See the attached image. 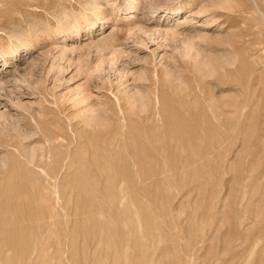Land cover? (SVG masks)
Returning <instances> with one entry per match:
<instances>
[{"label":"rangeland","instance_id":"rangeland-1","mask_svg":"<svg viewBox=\"0 0 264 264\" xmlns=\"http://www.w3.org/2000/svg\"><path fill=\"white\" fill-rule=\"evenodd\" d=\"M139 1L160 5L0 0V52L19 45L0 54V113L34 133L0 123V264H264V0ZM189 42L211 75L182 58ZM136 88L146 110L127 107Z\"/></svg>","mask_w":264,"mask_h":264},{"label":"bare ground","instance_id":"bare-ground-1","mask_svg":"<svg viewBox=\"0 0 264 264\" xmlns=\"http://www.w3.org/2000/svg\"><path fill=\"white\" fill-rule=\"evenodd\" d=\"M93 1V0H91ZM172 2V1H171ZM13 3L15 2H9L8 3V6L9 7H12ZM85 3V2H84ZM156 3V2H155ZM151 2V1H148V2H145L144 4L141 3L139 0H125V4L123 6V11L125 10H128L129 14H133L134 12L136 11H139L141 9H147L149 14L151 13H154L156 12L157 10V7L160 5L158 2V6ZM225 3V2H224ZM90 4V3H89ZM177 4V3H176ZM187 5V3H185ZM178 5V4H177ZM181 5V4H180ZM183 5V4H182ZM220 7H222L221 5H218ZM99 7V6H98ZM186 7V6H185ZM91 8V7H90ZM165 9H169V11L171 10L172 13H175L173 12L174 10H180L181 7L180 6H174L171 7V8H168V7H165ZM100 10V9H99ZM95 11L94 13V19H92L90 16H84L83 17V21L85 22V25L83 27H87V28H91L93 26H95L97 24V21L99 20V18L102 16L101 15V12L100 11ZM202 10V9H201ZM206 10V8H204V11ZM147 12V13H148ZM199 12V11H198ZM86 13V12H85ZM167 13V12H166ZM62 15V14H61ZM77 15V14H76ZM80 15V14H79ZM87 15V14H86ZM89 15V14H88ZM134 15V14H133ZM62 17V16H61ZM60 17V18H61ZM132 17V16H131ZM74 18V17H72ZM79 18V17H78ZM76 19V18H75ZM73 20V19H72ZM71 20V21H72ZM33 20H31L32 22ZM62 21H65V20H62ZM105 21V20H104ZM30 22V20H29ZM34 22V21H33ZM66 22V21H65ZM64 22V23H65ZM68 22V21H67ZM99 22V21H98ZM103 22V21H102ZM74 23V22H73ZM101 23V22H100ZM34 24V23H33ZM67 24V23H66ZM69 24V22H68ZM103 24V23H102ZM30 25V24H29ZM37 25V24H36ZM66 26V25H65ZM97 26V25H96ZM137 26V25H136ZM136 26H130L128 25L126 27V30L128 32H131L132 30L134 31V29L136 28ZM48 27V26H47ZM67 27V26H66ZM71 27V25L69 26ZM100 27V26H99ZM38 28V27H37ZM44 28V27H43ZM79 28V27H78ZM77 28V29H78ZM86 28V29H87ZM96 28V27H95ZM137 28H139V26H137ZM33 29V28H32ZM39 29V28H38ZM68 29V28H67ZM76 29V30H77ZM85 29V28H84ZM85 29V30H86ZM177 25H173V26H168V27H163V28H160L158 30H156L160 35H162V37L164 39L170 37V38H173L176 33H177ZM46 30V29H45ZM81 30V29H80ZM6 31V30H5ZM39 31H42L39 29ZM60 31V30H59ZM92 31V30H91ZM62 32V31H61ZM6 33L9 35V37L11 38H16L19 42H21L23 45H27V49H31L32 47H34L33 45H28L29 42L26 41V38L25 37H22L20 35V30L17 29V28H11L8 29L6 31ZM27 33V32H26ZM25 33V34H26ZM89 33V32H88ZM133 34V32H131ZM28 34V33H27ZM129 34V33H128ZM30 35V34H28ZM34 35V34H33ZM27 36V35H26ZM28 38V37H27ZM114 37V34L113 32L109 33V35L107 36H104L102 37L99 41H96V42H90V44H88L89 46L88 47H91V45L95 46L97 49H99L102 44L104 42H106L107 40H112ZM12 44V43H10ZM7 46V45H6ZM4 47V46H3ZM2 47V48H3ZM184 47V46H183ZM19 51V45H15L14 47H9V45L7 47H4L3 51L0 52L1 56H2V66H7L9 64L8 60L5 59L4 55H7L9 53H18ZM66 51V48L63 46L61 49H60V54H64ZM71 51H76V47H73ZM118 52V51H116ZM122 52V51H121ZM180 55L182 56V58H190L193 63H194V69L196 71H198L199 73H201L202 75H211L212 73V68L207 64V62H204L202 61V59L200 58V54L196 53V49H195V46L189 42L184 48H183V51H180ZM195 52V53H194ZM114 53V52H113ZM120 53V52H119ZM116 54V53H115ZM122 54V53H120ZM119 54V55H120ZM114 55V54H113ZM118 55V54H116ZM115 56V55H114ZM121 56V55H120ZM119 56V57H120ZM109 58V57H108ZM111 58V57H110ZM1 62V60H0ZM97 65V64H96ZM95 65V67H96ZM1 66V65H0ZM171 66V65H170ZM6 68V67H5ZM4 68V69H5ZM97 68V67H96ZM96 70V69H95ZM2 71V70H1ZM0 71V74L2 73ZM179 72L176 73V71L173 70V68L169 67V65L167 67L164 68V76H165V79L167 80V82L170 84V85H182L183 81L181 79V76L178 74ZM181 74V73H180ZM205 75V76H206ZM15 80H18L17 78H15ZM3 81L0 79V84L2 85ZM134 89V88H133ZM125 97H126V104H127V107L129 108L130 111L134 110V109H137V108H141L143 110H146L147 109V104L148 102L150 101L151 99V96L147 93H143L142 91H139L137 88L136 90L134 91H130V92H125ZM95 106L91 107H87V108H84L83 110H81L82 112L80 113V116L82 118V120L85 122V123H92V122H99V121H103V118L102 116L100 115V111L101 109H98V107L94 108ZM11 117V116H10ZM12 117H14L12 115ZM96 122V123H97ZM0 123L2 124V129L3 131H5V133H8L9 135L11 134H14V135H17L21 138V140L25 141V140H30L33 136H34V133H31V132H27L25 129H23V127L20 125L19 123V120L18 118H8L7 117V114H4V113H0ZM30 131V130H29ZM34 132V131H33ZM7 135V134H6ZM15 137V136H14ZM19 139V138H18ZM51 139V138H50ZM29 142V141H28ZM25 148V152H24V155L26 156V158L28 159L29 163H33L34 161V158H41L43 157L44 155V148L42 146H30V144H25L24 146ZM6 163H7V160L5 158H1L0 159V168H4L6 166ZM4 170V169H3Z\"/></svg>","mask_w":264,"mask_h":264}]
</instances>
